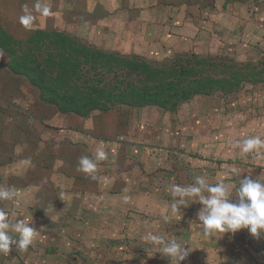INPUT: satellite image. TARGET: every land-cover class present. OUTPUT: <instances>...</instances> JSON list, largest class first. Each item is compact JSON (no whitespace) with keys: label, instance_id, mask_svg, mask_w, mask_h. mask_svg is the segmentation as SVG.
I'll return each mask as SVG.
<instances>
[{"label":"rangeland","instance_id":"1","mask_svg":"<svg viewBox=\"0 0 264 264\" xmlns=\"http://www.w3.org/2000/svg\"><path fill=\"white\" fill-rule=\"evenodd\" d=\"M187 1L193 6L189 10L194 11V27L188 31L182 23V27L177 24L173 29L178 38L174 37L168 48H135L137 54L109 47L107 38L118 42L114 31L118 28L109 26L111 21L105 23L110 32L102 34L104 41L98 37L101 32L92 30L88 21L96 16L95 11H79L80 21L71 18L78 11H52L47 17L37 14L32 30L20 24L23 13L2 18L0 50L8 63L0 67V186L13 187L19 195L15 201H0V208L10 213L12 222L24 219L30 223L38 235L26 252L13 247L7 255L0 253V264H172L169 256L147 240L149 233L166 240L175 238L192 248L181 264H264V234L249 239V230L241 229L211 240L204 237L197 217L203 207L198 200L181 206L179 213L170 208L169 185L187 186L195 176H204L210 184L225 180L235 196V184L239 186V180L249 175L234 180L232 168L226 164L229 160L223 159L246 163L239 148L234 150L231 142H218L217 90L237 91L230 107L242 119L252 103L250 84L264 82L259 78L264 67L252 62L257 53L243 48L241 41L235 42L233 31L241 27L240 39L248 36L249 19L243 21L248 11H264L255 9L258 1L202 0L204 6L198 4V10L197 0ZM223 9L231 15L221 25L226 44L214 47L217 11ZM196 11H211V40L205 34L202 40L203 25ZM118 12L121 17L125 13ZM110 18L118 17L111 13ZM144 35L150 39L156 36L155 32ZM63 38L70 48L75 41L79 45L64 52ZM90 51L137 56L151 66L163 63L157 67L169 78H175L179 67H184L188 89L211 92L181 101L177 107H173L174 97H168L162 106L144 107L120 105L123 101L111 99L101 104L111 108L108 112L98 107L77 114L73 108L76 101L67 100L69 97L77 98L81 92L98 95V88H106V94L113 96L121 86L141 87L136 73L112 58L107 60L110 64L102 63ZM237 54L241 61L235 59ZM11 62L17 65L16 71H11ZM241 131L230 132L229 139L256 136ZM258 135L264 139V129ZM83 143L88 146L82 148ZM101 145L108 159L98 165V182L77 168L82 155L94 157ZM252 167L255 180L261 176V171L255 170L264 166ZM126 196L129 199L125 200ZM44 209H50L48 215ZM165 216L170 217L168 222Z\"/></svg>","mask_w":264,"mask_h":264},{"label":"crops","instance_id":"2","mask_svg":"<svg viewBox=\"0 0 264 264\" xmlns=\"http://www.w3.org/2000/svg\"><path fill=\"white\" fill-rule=\"evenodd\" d=\"M54 1V2H53ZM256 1V0H251ZM258 3L256 5L257 10H261L264 8V0H257ZM52 11H78V14L73 13L72 20L80 21L82 13L79 11H95L94 17H90L88 19L90 23V27L95 32H101L99 34V38L102 39L103 33H109V27L106 28L105 23L110 22L111 27H117L115 38L118 40L113 42L111 37L107 38L110 44L109 47H113L114 50H118L116 47H121L120 49L123 53L137 54L135 48L142 47H154L165 50L168 48L170 42L174 40V37L178 38V35L175 36L174 27L179 24V27L184 25L185 29H189L194 27V16L193 12L189 10V8H193L191 4L187 0H43ZM53 2V4H51ZM27 3L31 8L35 0H0V22L2 23V18L8 16L17 18L18 15L22 14V5ZM198 4L203 7L202 0H197V8ZM194 5V4H193ZM202 10V9H201ZM21 11V12H20ZM112 11V12H111ZM118 11H125L122 14ZM99 13L97 15L96 13ZM198 14V20L202 21V40H204V34L207 40H211L214 36L210 37L211 33V23H213V16L211 15V11H196ZM102 13V14H101ZM115 13L118 18H114L110 20V14ZM218 13V30H217V45L212 44L214 47H220V45L226 44L223 43L222 40L225 39V36L221 35V25L226 23V18L231 16L230 12L225 11H217ZM102 15V16H101ZM101 16V18H99ZM245 21L243 24L249 19V25L246 33L248 36L245 39H240L242 37L239 36L241 29H234L235 32V42H242L245 44L243 48H249V50L257 53L252 62L259 64L264 67V11H248L245 14ZM230 19H228L229 21ZM239 23L242 22V19H237ZM0 23V24H1ZM182 23V25H181ZM3 24V23H2ZM73 29V28H72ZM76 28H74L75 30ZM80 30V28H79ZM78 30H75V32ZM189 31V30H188ZM155 32V39H150L145 37V33ZM79 34V32H78ZM213 34V33H212ZM189 38V37H188ZM188 38H185L188 40ZM146 39L148 42H146ZM120 43V44H119ZM100 46V43H97ZM101 46L106 47L105 44L101 43ZM115 47V48H114ZM232 47V46H231ZM234 50V48L232 47ZM220 54V53H219ZM242 58L238 54L235 55V59ZM240 60V59H239ZM241 61V60H240ZM8 63L7 56H0V67L4 64ZM262 81H264V75L262 77ZM251 88V96L250 99L252 101L251 107L253 108L249 112L247 111L246 115H241L242 119L237 118L235 114V110H232V95H235L237 91L224 92L222 89H218L217 92L219 94V107H218V142L219 143H227L231 142L235 143L236 139H229L230 132L241 129V134L248 130L249 132H253L255 135H258L260 130L264 129V82H259L256 84H250ZM206 96V95H204ZM232 98V99H231ZM230 107L229 110L227 108ZM228 112V114H227ZM230 113V114H229ZM232 113V114H231ZM241 120V122H240ZM90 138V137H89ZM87 140V139H85ZM84 140V142H86ZM82 144V148H86L88 145ZM87 145V146H86ZM234 150L238 148H233ZM225 160H229L226 164L232 168L230 174L234 178V180H238L243 176L249 175L253 176V165H261L264 166V157L254 158L253 156L248 157V161L244 159L246 163H237L234 158H223ZM250 159V160H249ZM254 160V161H253ZM225 164V165H226ZM252 164V165H251ZM239 165H242V167ZM240 168V173H238V169ZM244 171H241V170ZM257 168L255 171H261L264 173V169ZM226 182L225 180H223ZM238 185L235 184L234 189H237ZM249 239L254 238L250 233L248 234ZM225 240L226 238L223 237ZM257 239V238H256ZM251 251L255 252L253 248H249ZM256 253V252H255ZM257 256V254H256Z\"/></svg>","mask_w":264,"mask_h":264},{"label":"clouds","instance_id":"3","mask_svg":"<svg viewBox=\"0 0 264 264\" xmlns=\"http://www.w3.org/2000/svg\"><path fill=\"white\" fill-rule=\"evenodd\" d=\"M22 15L19 17L20 24L26 30H32L39 16H50L51 8L43 0H35L30 8L27 3L22 5ZM0 50V56H3ZM233 148H239L242 158L247 160L251 155L254 158L264 157L261 149H264V139L259 135L245 137L232 144ZM108 159V153L103 145L98 146L95 156L82 155L78 160L77 170L84 173L86 178L90 177L94 181H100L97 175L100 162ZM127 191V189H125ZM172 198L170 205L173 213H179L181 206L187 207L191 200H198L202 208L198 211L197 217L203 229L205 238L213 240L225 234L248 229L254 238H261L264 234V173L257 179L250 176L239 180V186L235 190L229 183L220 181L215 184L207 182L204 176H195L193 183L185 186L172 183L168 188ZM19 193L13 187L0 186V201H15ZM62 198V196H61ZM129 197H125V200ZM46 215L50 209H44ZM168 222L170 217H163ZM13 233L18 234L16 238ZM38 231L24 219L10 220V213L0 208V253L9 254L13 247L18 252H26L33 244ZM147 240L154 247L159 248V252L171 258L172 264H181L185 261L192 248L185 247L175 238L164 239L163 236L149 233Z\"/></svg>","mask_w":264,"mask_h":264},{"label":"trees","instance_id":"4","mask_svg":"<svg viewBox=\"0 0 264 264\" xmlns=\"http://www.w3.org/2000/svg\"><path fill=\"white\" fill-rule=\"evenodd\" d=\"M67 39H71L68 36H63ZM72 40V39H71ZM78 40V39H77ZM61 41L64 42V44L67 46L65 47L63 44L61 45V48L64 52H67L68 50L74 51L76 45V41L73 42L72 48L69 46L71 45L69 41L65 40L64 38L61 39ZM66 48V50H65ZM95 47H93L94 49ZM103 54H94V51H90V54L93 58L99 59V60H105V62L102 61V63H108L110 64L109 59H114L112 61H115L117 65L124 66L125 68L129 69L133 73H136V76L140 78L139 81L141 83V87L137 86H131L127 85L126 87L121 86L122 88L118 91L117 94H114L113 96L110 95V92L106 94L107 89L101 88L97 90L98 95H95L94 93L89 95L87 93L81 92L77 98L69 97L67 100H75L76 106H74V111L77 114H84L86 108H93L90 110H95V108L100 109L103 112H108L111 110V108L103 107L102 102L109 103V100L115 101L116 99H120L123 101L120 105H125L129 107H144L146 105H154V106H162L165 104V101L169 100V98H176L175 102L173 103V107H177L181 101H186L196 95H203V94H209L211 90L209 91L208 88L206 92L203 90L198 91L196 90H190L187 87H190L188 83H185V78L183 77L185 75V68L179 67L180 71H176V74H174L175 78H169L167 77V72L162 70L161 68H158V65H162L163 63L155 64L152 66L147 62L141 61L137 56H132L131 58H125L123 55L120 56L117 53H107L105 51L102 52ZM86 54V53H85ZM89 54V51L88 53ZM107 55H111L110 58H107ZM107 60H109L107 62ZM175 60L172 61V63L175 64ZM171 62V61H170ZM168 63V62H166ZM164 63V64H166ZM178 63H176L177 65ZM12 62L10 64L11 71H16L15 67L12 66ZM180 66V65H179ZM178 67V66H176ZM183 70V71H182ZM144 79V80H142ZM194 82V81H193ZM171 86L172 88L168 89L167 91L162 90L164 87ZM124 87V88H123ZM205 87V86H204ZM203 87V88H204ZM187 88V89H186ZM125 89V90H124ZM56 98V97H55ZM100 107V108H98ZM66 107L62 106V109H65ZM89 110V111H90ZM82 114V115H83Z\"/></svg>","mask_w":264,"mask_h":264}]
</instances>
